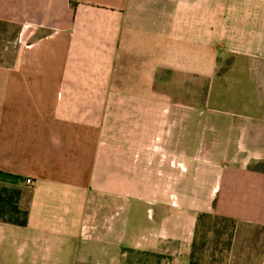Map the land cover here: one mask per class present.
Wrapping results in <instances>:
<instances>
[{
    "label": "crops",
    "instance_id": "0c3cea01",
    "mask_svg": "<svg viewBox=\"0 0 264 264\" xmlns=\"http://www.w3.org/2000/svg\"><path fill=\"white\" fill-rule=\"evenodd\" d=\"M0 53V264H188L201 212L264 264V0H0Z\"/></svg>",
    "mask_w": 264,
    "mask_h": 264
},
{
    "label": "trees",
    "instance_id": "16d2710c",
    "mask_svg": "<svg viewBox=\"0 0 264 264\" xmlns=\"http://www.w3.org/2000/svg\"><path fill=\"white\" fill-rule=\"evenodd\" d=\"M236 222L213 213L196 216L188 264H227Z\"/></svg>",
    "mask_w": 264,
    "mask_h": 264
},
{
    "label": "built area",
    "instance_id": "2783aa9c",
    "mask_svg": "<svg viewBox=\"0 0 264 264\" xmlns=\"http://www.w3.org/2000/svg\"><path fill=\"white\" fill-rule=\"evenodd\" d=\"M26 182H27V184H30L31 183V180L30 179H27Z\"/></svg>",
    "mask_w": 264,
    "mask_h": 264
},
{
    "label": "rangeland",
    "instance_id": "374dc122",
    "mask_svg": "<svg viewBox=\"0 0 264 264\" xmlns=\"http://www.w3.org/2000/svg\"><path fill=\"white\" fill-rule=\"evenodd\" d=\"M5 52V51H4ZM1 54V53H0Z\"/></svg>",
    "mask_w": 264,
    "mask_h": 264
}]
</instances>
